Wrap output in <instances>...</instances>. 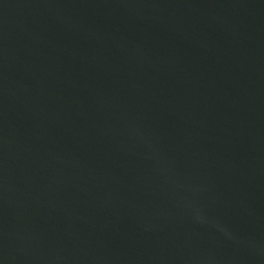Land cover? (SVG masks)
<instances>
[{
	"label": "water",
	"instance_id": "water-1",
	"mask_svg": "<svg viewBox=\"0 0 264 264\" xmlns=\"http://www.w3.org/2000/svg\"><path fill=\"white\" fill-rule=\"evenodd\" d=\"M0 264H264V0H0Z\"/></svg>",
	"mask_w": 264,
	"mask_h": 264
}]
</instances>
